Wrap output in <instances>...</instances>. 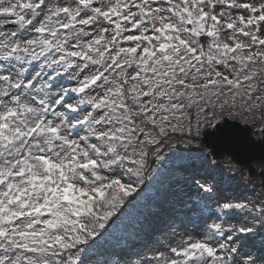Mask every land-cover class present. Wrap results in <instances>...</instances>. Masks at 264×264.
<instances>
[{
	"label": "snow or ice",
	"instance_id": "obj_1",
	"mask_svg": "<svg viewBox=\"0 0 264 264\" xmlns=\"http://www.w3.org/2000/svg\"><path fill=\"white\" fill-rule=\"evenodd\" d=\"M257 122L264 0H0V264H264V181L175 150Z\"/></svg>",
	"mask_w": 264,
	"mask_h": 264
},
{
	"label": "rangeland",
	"instance_id": "obj_2",
	"mask_svg": "<svg viewBox=\"0 0 264 264\" xmlns=\"http://www.w3.org/2000/svg\"><path fill=\"white\" fill-rule=\"evenodd\" d=\"M251 127H253L255 132H258L259 136L261 135L259 122H257L256 126ZM200 147L203 146L193 144L189 147L184 144H178L175 146V150L183 154L191 152L192 156L188 162L195 168L199 169L203 177L214 179L216 182L223 184L230 190L240 189L249 193L252 192L253 188H255V191L257 192L261 190L260 185L262 181H264V177L261 175L262 171H264V162L261 164L254 163L253 167L255 168V175L250 176L246 168L236 165L229 157H225L221 160H215L211 155V151L206 147H203V153L206 159L198 158L197 149ZM147 183L148 181H146V184ZM166 186L167 177H162L159 183L153 182L151 188L145 196V201L151 202L154 198H158L160 195L164 194ZM185 191L187 197H195L196 195L195 187L186 189ZM137 207L143 210L144 204L142 203ZM138 215L139 213L135 210L129 209V213L125 217L121 218V222L124 227L128 229L137 227Z\"/></svg>",
	"mask_w": 264,
	"mask_h": 264
},
{
	"label": "water",
	"instance_id": "obj_3",
	"mask_svg": "<svg viewBox=\"0 0 264 264\" xmlns=\"http://www.w3.org/2000/svg\"><path fill=\"white\" fill-rule=\"evenodd\" d=\"M245 126L241 125V128ZM252 131L248 126L239 134V138L232 143L220 144L213 150L216 159L230 156L237 164L247 167L254 174L252 163L264 162V142L256 141L251 137Z\"/></svg>",
	"mask_w": 264,
	"mask_h": 264
}]
</instances>
